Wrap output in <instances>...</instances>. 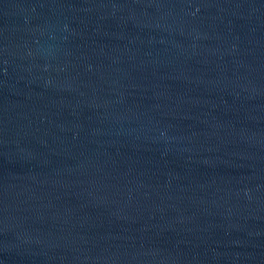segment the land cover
Wrapping results in <instances>:
<instances>
[{"label":"water","instance_id":"water-1","mask_svg":"<svg viewBox=\"0 0 264 264\" xmlns=\"http://www.w3.org/2000/svg\"><path fill=\"white\" fill-rule=\"evenodd\" d=\"M0 264H264V0H0Z\"/></svg>","mask_w":264,"mask_h":264}]
</instances>
